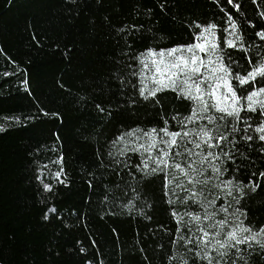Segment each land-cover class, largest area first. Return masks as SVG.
<instances>
[{
    "label": "trees",
    "instance_id": "obj_1",
    "mask_svg": "<svg viewBox=\"0 0 264 264\" xmlns=\"http://www.w3.org/2000/svg\"><path fill=\"white\" fill-rule=\"evenodd\" d=\"M209 24L217 26L215 40L233 76L264 59L258 35L264 0H0V264H206L179 239L195 226L178 224L180 216L187 221L186 213L203 215V209L184 202L185 191L166 188L163 172L141 170L148 153L120 150L147 145L143 133L153 128L181 130L178 121L193 106L170 89L141 97L134 75L140 54L192 44ZM235 36L237 47H226ZM231 83L244 96L264 87V78L251 86ZM208 115L231 135L213 149L222 157L213 163L227 171L219 180L211 169L205 173L213 179L201 199H215V209L230 204L229 213L240 208L245 225L258 230L264 141L253 129L264 116L242 111L239 131L232 132V117ZM245 121L253 126L247 133ZM121 135L125 140L113 145ZM230 141L233 159L222 156L233 149ZM233 177L234 184L252 182L239 204L212 187ZM233 196L239 198L235 188ZM224 218L217 212L215 220ZM240 247L237 264H264V249Z\"/></svg>",
    "mask_w": 264,
    "mask_h": 264
},
{
    "label": "snow or ice",
    "instance_id": "obj_2",
    "mask_svg": "<svg viewBox=\"0 0 264 264\" xmlns=\"http://www.w3.org/2000/svg\"><path fill=\"white\" fill-rule=\"evenodd\" d=\"M197 27L201 26L197 25ZM216 27L214 24L203 27V30L195 37L196 42L192 44L159 51L148 49L145 53L140 54L138 57L140 69L134 75L140 77L142 86L139 88V94L141 97L146 100L149 97L155 98L157 93L170 89L176 92L178 97H183L191 102L193 106L189 116L179 119L181 130L171 132L167 126L159 131L153 128L149 132L143 133V137L148 138L147 145L140 143L129 149L125 144V148L120 150V154H125V151L141 152V150H143L142 155L148 153L147 159L142 161L141 170L148 171L150 169L151 173L163 172L166 188L172 186L170 190L173 193L178 188L185 191L187 195L184 202L191 200L203 209V215L188 212L186 213L187 221H184L183 216H180L178 220V224L182 222L186 227L195 226V231L189 228L190 235L187 238L180 235L179 239L194 246L190 251L194 252L198 260L206 261V264H229L230 260L231 264H237L238 259L243 260L241 245H247L249 248L258 245L264 249V226L253 230L241 219L242 216L246 219V213L242 212L240 208H235L229 213L230 204L227 207L221 205L219 209H215V199H201L203 187L208 186L209 181L213 179L212 176H205V173L211 169L215 179L219 180L227 171L213 163V161L222 158L221 154L216 153L213 149L220 148L231 135V133H220L221 125L217 124V117L208 115V113H220L218 118L220 121L232 117L234 121L232 132L239 131L236 123L241 121L240 113L242 111L255 113L259 109L261 115L264 116V87L258 89L252 87V90L248 91L246 95L238 96L231 83L232 79H235L240 86H251L257 77L264 78V59L255 64L246 75L241 76L237 73L233 76L230 64H226L223 55H221L223 49L215 40L214 30ZM233 27H235L234 23ZM258 35L264 39V31ZM240 39V36H235V39H227L225 45L235 48L237 47L236 41ZM201 53L205 55H201ZM249 62L251 63V59ZM146 81L151 82L153 86L149 87ZM174 119L176 118L174 117ZM198 121H207V123L199 124L191 129L187 128L188 124H197ZM165 123L167 124V121ZM245 123L244 131L247 133L248 129L253 126L247 121ZM253 130L260 134L258 139L264 141V121ZM126 135L135 136V131ZM140 139L141 137H137V140ZM242 139L251 141L253 137L245 135ZM124 140L125 136L121 135L116 141H113V145ZM230 143L233 144V149L222 152V156L233 159L235 141H230ZM205 146L209 149L206 152L204 151ZM197 149L200 151H196ZM154 151L155 155L152 154ZM261 151L264 152V148ZM181 157L185 158L183 162L178 159ZM57 175L59 176V173ZM260 176L264 177V172H261ZM251 184L252 182H250ZM189 185L192 187H188ZM250 185L234 184L233 177L228 180H220L212 187L226 189L227 196L232 197L236 204H239L244 195V187ZM197 186H200V191L195 190ZM258 187L259 184H255L252 191H256ZM45 188L48 189L49 186L45 185ZM233 188L239 193V198L233 196ZM209 209L214 210L209 211ZM217 212L224 213L225 218L215 220ZM173 215L176 216V213ZM229 215L232 217L231 220L228 219ZM205 221L209 223L205 224ZM233 256H235L234 259ZM182 264H187V261H183Z\"/></svg>",
    "mask_w": 264,
    "mask_h": 264
},
{
    "label": "rangeland",
    "instance_id": "obj_3",
    "mask_svg": "<svg viewBox=\"0 0 264 264\" xmlns=\"http://www.w3.org/2000/svg\"><path fill=\"white\" fill-rule=\"evenodd\" d=\"M201 55H205V54H203V53H201ZM151 83V82H150ZM153 86V85H152ZM208 114H210V113H208ZM164 139H167V137H164ZM161 147H163V145H160Z\"/></svg>",
    "mask_w": 264,
    "mask_h": 264
}]
</instances>
